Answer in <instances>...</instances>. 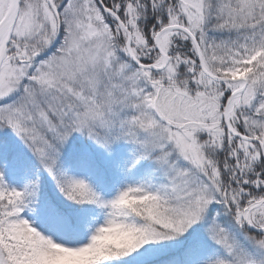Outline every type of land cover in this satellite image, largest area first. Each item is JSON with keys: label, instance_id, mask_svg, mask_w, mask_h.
Instances as JSON below:
<instances>
[{"label": "snow or ice", "instance_id": "obj_1", "mask_svg": "<svg viewBox=\"0 0 264 264\" xmlns=\"http://www.w3.org/2000/svg\"><path fill=\"white\" fill-rule=\"evenodd\" d=\"M0 264H264V0H0Z\"/></svg>", "mask_w": 264, "mask_h": 264}]
</instances>
